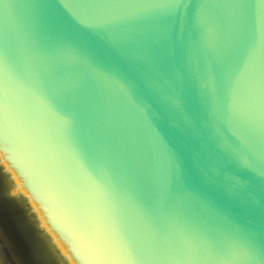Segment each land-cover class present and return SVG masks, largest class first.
Here are the masks:
<instances>
[{
    "label": "water",
    "instance_id": "1",
    "mask_svg": "<svg viewBox=\"0 0 264 264\" xmlns=\"http://www.w3.org/2000/svg\"><path fill=\"white\" fill-rule=\"evenodd\" d=\"M0 264H264V0H0Z\"/></svg>",
    "mask_w": 264,
    "mask_h": 264
}]
</instances>
